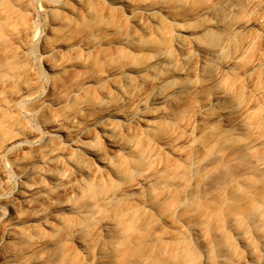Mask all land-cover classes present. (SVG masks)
I'll return each mask as SVG.
<instances>
[{
  "label": "bare ground",
  "instance_id": "bare-ground-1",
  "mask_svg": "<svg viewBox=\"0 0 264 264\" xmlns=\"http://www.w3.org/2000/svg\"><path fill=\"white\" fill-rule=\"evenodd\" d=\"M0 264H264V0H0Z\"/></svg>",
  "mask_w": 264,
  "mask_h": 264
},
{
  "label": "rangeland",
  "instance_id": "rangeland-1",
  "mask_svg": "<svg viewBox=\"0 0 264 264\" xmlns=\"http://www.w3.org/2000/svg\"><path fill=\"white\" fill-rule=\"evenodd\" d=\"M34 22L38 30V35L37 38L29 44L25 52L29 62L41 71V81L43 84L42 92H44L48 88V83L52 75L48 72L46 67V60L49 57V53L42 48V38L48 36L49 32V18L42 8L37 9L34 15ZM74 57L79 58V53L74 55ZM71 76H73V72H68L65 75L57 74L58 79L61 80H66Z\"/></svg>",
  "mask_w": 264,
  "mask_h": 264
}]
</instances>
